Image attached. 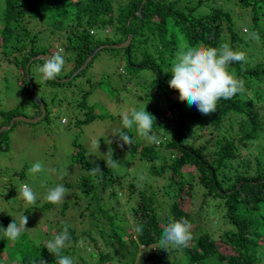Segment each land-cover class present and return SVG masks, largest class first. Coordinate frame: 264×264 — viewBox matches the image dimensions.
Wrapping results in <instances>:
<instances>
[{"label":"trees","instance_id":"obj_1","mask_svg":"<svg viewBox=\"0 0 264 264\" xmlns=\"http://www.w3.org/2000/svg\"><path fill=\"white\" fill-rule=\"evenodd\" d=\"M141 2L0 0V61L16 68L14 82L23 88L35 116L41 114L40 103L46 111L36 87L43 93L49 85L48 81L46 85L33 82L32 65L42 64V60L32 62L26 72L32 58L53 49L62 50L70 75L98 47L104 46L100 52L113 51L105 46L122 44L131 35L129 48L119 51L128 56V78L136 80L134 85L139 90L145 86L139 96L147 99L145 110L155 117L153 142L138 139L132 130L129 135L134 142L124 145L112 133L111 158L116 166H108V159L90 160L83 146L74 140L68 161L74 178L64 184L68 189L65 199L58 205L45 201L35 208L20 199L22 215L36 211L45 217L52 215L51 220L47 218L46 230L53 235L61 230V222H66L71 240L63 255L70 256L74 264H131L124 260L141 250L148 252L145 261L152 264H264V63L248 56L246 62L231 65L229 70L245 81L246 91L229 100L221 99L217 111L209 115L199 111L191 114V106L179 100V93L166 81L171 79L167 71L183 45L219 47L227 43L235 51L237 46L250 49L253 40L246 30L242 32L243 26L248 32L259 33V56L264 62V30L260 24L264 0H147L138 15ZM36 24L43 25L48 35L36 31ZM99 31L104 33V40L97 38ZM49 35H56L61 44L41 45ZM144 42L155 46L159 56L150 58L144 52L137 62L134 52ZM137 69L151 71L152 79L141 77ZM119 72L127 75L123 67ZM158 101L163 102L160 111ZM20 115L15 109L0 111V128ZM46 116L47 111L42 120ZM119 117L113 115L112 119L118 128ZM92 122L90 116L77 123L83 126ZM5 132L0 134V150H8ZM133 161L145 168L141 175L129 172ZM94 165L99 166L102 176L89 175L87 170ZM13 174L23 178V173ZM6 193L9 202L12 186ZM197 197L202 206L213 204L211 210L205 209L209 217V213L217 216L218 223L206 229L192 227L193 238L185 248H160L163 226L159 223L166 225L169 216L177 220L184 217L192 226L200 218L204 220L201 214L189 212L190 203ZM12 220L18 222L10 215L1 216L0 227ZM33 220L35 216L27 223ZM221 222L226 224L217 241L214 228ZM133 223L144 226L139 237L131 231ZM40 233L25 232L13 243L3 238L0 228V253H5V258L0 256V264L6 260L15 264H40L41 260L56 264V258L46 249L50 238Z\"/></svg>","mask_w":264,"mask_h":264},{"label":"rangeland","instance_id":"obj_2","mask_svg":"<svg viewBox=\"0 0 264 264\" xmlns=\"http://www.w3.org/2000/svg\"><path fill=\"white\" fill-rule=\"evenodd\" d=\"M234 11L238 12L237 8H234ZM247 19L248 17L245 18V20ZM260 24L262 26L261 29L264 30V19L260 21ZM35 29L36 31L43 30V34L48 33L44 29V26L40 24H36ZM244 30L248 33V29L245 26L242 27L243 33ZM104 37V33L99 31L97 38L104 40ZM44 38L45 40L40 42L41 45L49 43L52 47H56L61 44L60 38L56 35H49ZM258 42L251 41V44L248 46L250 49L248 50L241 46H237L236 50L243 51L253 61L257 60L258 63H264L261 56H259L260 42ZM119 50L123 49L99 52L90 62L91 65H88V68H85L79 73V78L76 81H70V87L68 83H56L54 85L52 81H48L49 86L44 87L43 93L38 91L36 87V95L42 96L46 104V118L36 124L16 123L4 134L8 141V150H0V218L7 214L19 220V217L22 215V208L19 206L18 201H20V198H17L19 196L16 195V192L17 194L19 193L22 184H28L36 192V204L29 205L35 208L41 207L45 203L44 196L49 188L55 187L59 183L64 185L70 180H73V170H71L68 161L71 159L72 143L74 140L79 141L90 160L101 161L111 159L113 146L110 144L112 142L110 138L112 137L113 131L118 128L112 122L113 115L118 117L123 112H130L133 109L140 110L144 106L145 108L148 106L147 99L141 100V95L139 96V92H143L145 86H142L139 90L134 85L136 80L134 78H128V71L131 69V66L127 62L128 56L126 57L124 52ZM53 51L56 50L53 49ZM144 52H148L150 58L159 56L155 46L144 42L134 52L135 55L133 58L137 62H140ZM40 65L38 63L32 65L31 71L34 74L33 82L35 83L37 81L42 85H46L37 71ZM68 66V62H65L64 69L57 76V79L64 80L66 77L72 79L76 76L74 73L77 70L70 75L67 74ZM122 67L125 69L127 75L119 72V69H122ZM137 71L141 77L152 79L151 71L147 69H137ZM16 76L17 70L15 67L8 65L6 61H0V111L15 109L17 113H21L20 116L36 118L34 107L26 99L23 88L21 89L14 82ZM236 76L238 77V75ZM169 80L168 78L166 81L168 82ZM156 106H159L160 111L163 107V102L158 101ZM191 108V114L195 115L198 113L195 106H191ZM90 116L93 121L91 124L78 125V121ZM0 122H2L1 118ZM137 138L142 139L138 136ZM94 139H98L99 147L97 151L93 149L91 144ZM37 161L43 163L45 171L32 174L29 172V169ZM142 167V164L138 161H133L130 165L129 172L141 175L145 169ZM48 169H53L54 171L49 172L47 171ZM16 171L23 173L22 179L18 175L13 174ZM9 186L13 188V198L8 202L9 195L6 193V190ZM201 203L202 201L199 197L190 203L189 212L192 215L199 213L204 219L201 220L202 218H200L198 224L192 226L193 229L199 226L206 229L211 224L218 223L217 216L209 213V217L205 209L208 208L211 210L214 207L213 204L209 203L206 206H202ZM33 216H35V220L26 225L27 228H30L28 232L33 234L34 231L41 230L39 236L44 237L46 234L51 239L53 234L46 230V221L47 218L51 220L52 215L45 217L43 214L40 215V213H37V211L32 214H27L28 218ZM221 223L214 228L215 232L213 233V237L217 241L219 240L218 235L225 228L223 224H226L225 222ZM159 224L164 226L163 222ZM32 236L36 237L35 235ZM33 237L30 236V238ZM80 247L82 248L84 245L81 243ZM25 254L27 255L28 252ZM148 255L147 251H137L135 256L128 257L124 262H130L131 264H152L151 262L146 263L145 261ZM0 256L5 258V253L1 252ZM4 264H15V262L10 263L6 260ZM113 264L118 263L115 261ZM206 264H210V262Z\"/></svg>","mask_w":264,"mask_h":264},{"label":"clouds","instance_id":"obj_3","mask_svg":"<svg viewBox=\"0 0 264 264\" xmlns=\"http://www.w3.org/2000/svg\"><path fill=\"white\" fill-rule=\"evenodd\" d=\"M248 36L254 41L260 39V35L256 31L248 32ZM40 59L43 63L37 71L42 81L54 80L57 83H62L57 79L65 66L62 50L52 51ZM246 61V53L233 50L227 43H223L219 47L183 45L177 50L171 67L167 71L171 74L168 87L179 93V100L186 101L189 106H195L201 114L209 115L217 111V105L221 99L229 100L246 91L245 81L229 70L234 63ZM120 119L121 126L114 130L113 136L118 137L124 145L134 142L129 135L132 130L138 137L148 142L155 141L156 138L152 135L155 117L145 110V106L140 110L133 109L130 112L121 113ZM91 144L97 151L98 139H94ZM106 163L108 166L117 164L112 158ZM44 171V165L40 161L32 164L29 169L32 174ZM47 171L54 170L48 169ZM87 171L92 176L103 175L98 165H94ZM67 193L68 189L59 183L47 190L44 199L48 203L58 205L65 199ZM18 196L27 205H35L37 202V194L28 184L20 186ZM27 222L28 217L21 215L18 222L12 220L6 227H0L3 229V238L13 243L18 241L23 233L30 230L26 227ZM61 224V230L47 241L46 249L56 258V264H74V260L70 256L63 255V250L68 246L71 236L69 225L63 221ZM143 227L142 224L133 223L131 231L139 237L143 234ZM191 227L190 221L186 218L181 217L177 220L169 216L168 223L163 226L159 239L160 248L165 250L167 247H187L193 238ZM40 264H45V262L41 260Z\"/></svg>","mask_w":264,"mask_h":264},{"label":"water","instance_id":"obj_4","mask_svg":"<svg viewBox=\"0 0 264 264\" xmlns=\"http://www.w3.org/2000/svg\"><path fill=\"white\" fill-rule=\"evenodd\" d=\"M147 0H142L141 4H140V7H139V10L137 12L138 15L141 14V10L142 8L144 7V4L146 3ZM131 40H132V36H128L127 40L125 42H123L122 44H119V45H111V46H105V47H108V48H112V49H128L129 48V45L131 43ZM104 48V46L102 47H98L97 49H95L93 52H91V54H89V56L85 59L83 65L77 69V71L74 73V75H77L79 74L80 72H82V70H84L85 68H87L88 64L93 60V58ZM48 54H40L39 56L37 57H34L32 58L28 65L26 66V72L28 73V68H29V65L34 62V61H37V60H41L40 58L43 57V56H46ZM28 77V76H27ZM71 79H64V80H61L60 82L62 83H66L68 81H70ZM31 91H33V89L31 88ZM39 110H40V116H37L36 118H27V117H24V116H17L15 118H13L10 122H9V125L8 127H3V128H0V134L3 133L4 131H7L9 129H11L16 123H23V124H36L38 123L39 121L42 120V118L45 116L46 114V111L43 107V105L40 103L39 104Z\"/></svg>","mask_w":264,"mask_h":264}]
</instances>
